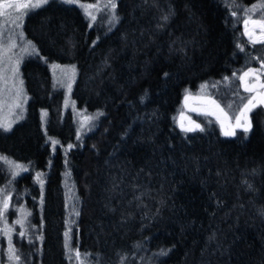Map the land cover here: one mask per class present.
I'll list each match as a JSON object with an SVG mask.
<instances>
[{
  "label": "trees",
  "instance_id": "trees-1",
  "mask_svg": "<svg viewBox=\"0 0 264 264\" xmlns=\"http://www.w3.org/2000/svg\"><path fill=\"white\" fill-rule=\"evenodd\" d=\"M257 1L111 0L93 20L94 0H48L24 14L25 115L0 129V155L26 169L0 164V185L40 228L21 264H68L66 232L82 264H264V108L231 137L175 123L185 91L211 86L225 105L239 73L264 66L243 28ZM51 63L75 68L70 96L94 119L81 138Z\"/></svg>",
  "mask_w": 264,
  "mask_h": 264
},
{
  "label": "rangeland",
  "instance_id": "rangeland-1",
  "mask_svg": "<svg viewBox=\"0 0 264 264\" xmlns=\"http://www.w3.org/2000/svg\"><path fill=\"white\" fill-rule=\"evenodd\" d=\"M19 2L24 3L27 0H19ZM30 2L35 3L36 0H30ZM111 3V0H94L93 4H83L82 8L85 9L83 10L90 17H93L99 10V7L105 8L107 5L106 8L110 10ZM89 5H93V7H88ZM262 5H264V1L262 0L252 4L248 8L244 19V32L251 42L264 43L261 42L264 41V7ZM0 11L5 13L4 15H0V68L5 66L10 68L17 65L18 62V74L15 78H12L11 71H8L5 73L9 77L7 82L5 83L3 80H0V123H11L12 127L25 115L27 96L19 67L21 61L26 56L31 55L33 51L32 44L30 41L24 39L21 30L24 14L22 19L16 22L19 23L17 27L13 21L20 13L15 8H0ZM12 44H15L14 48L11 47ZM26 48L28 49L27 52H25ZM5 49H7L6 55ZM54 65L58 67H53ZM49 69L54 84L63 91V109L73 110V116L77 124V136L79 134V138H81L83 130L88 129L94 119L90 113L78 109L70 96L71 86L76 74L75 68L70 65L65 66L51 63ZM238 80L241 92H226L225 105L217 100L209 91L212 88L211 86L202 84L194 92L185 91L181 106L175 116L176 126L181 131H185L184 129L188 128L200 130L205 124L212 123L218 129L220 135L224 137L233 136L224 135L225 131L236 133L237 131H244L245 127H248L249 130L251 111L257 106L264 108V66L241 71L238 75ZM246 89H250V91ZM249 101L252 102L254 107H251L250 111H245V105H248ZM16 105H19V107ZM44 116L45 113L42 111V123H44ZM196 125L200 127L196 128ZM0 157L3 156L0 155ZM11 162L13 164L0 160V164L7 175L14 176V173L17 174L23 171L21 168L14 166L20 165L19 163ZM20 166L24 167L23 165ZM12 192L9 189V185H0V264H21L20 259L18 261L14 258L10 259L14 255L19 256L17 246L21 245V243L23 245L24 243L35 244L34 242L38 241L39 243L40 241V228L30 224L29 213L23 205L21 196H14L15 199L11 200ZM65 196L66 209L70 214H73V191L69 183H65ZM6 199L8 201L7 208L4 207ZM67 233L68 237L64 235V249L68 264H82L81 259L76 258V250L71 245L69 232ZM66 239L71 251L65 247Z\"/></svg>",
  "mask_w": 264,
  "mask_h": 264
},
{
  "label": "snow or ice",
  "instance_id": "snow-or-ice-1",
  "mask_svg": "<svg viewBox=\"0 0 264 264\" xmlns=\"http://www.w3.org/2000/svg\"><path fill=\"white\" fill-rule=\"evenodd\" d=\"M65 2L67 3H72L74 2V0H65ZM48 3V0H36L35 3H31L30 0H27V2H24V3H20L19 0H0V8H15L19 13L20 15H18L16 17V19L13 21V23H16L17 21L21 20L22 19V16L23 14H26L27 11H30L34 8H37V7H41L43 4H46ZM88 7H93V5H89ZM107 7V5L105 6ZM255 7V6H254ZM262 7H264V5H262ZM111 8L112 9H115L116 8V4L114 2L111 3ZM5 13L3 11H0V15H4ZM96 17H92L93 20H95ZM118 17H116L115 15H113V21L117 20ZM164 19L166 20L167 17H164ZM16 26L18 27L19 26V23H16ZM91 26V25H90ZM261 42H264V41H261ZM11 47H15V44H12ZM32 47V51L35 52V47L34 46H31ZM28 49L26 48L25 49V52H27ZM6 52H7V49H5V55H6ZM53 67H58V66H53ZM8 71H11L12 73V78H15V76L18 74V62H17V65L15 66H12V67H3V68H0V80H3L5 83L7 82V80L9 79V77H7L5 75V73H7ZM165 75H167V73H165ZM235 75V74H234ZM246 90H249L250 89H246ZM17 107H19V105H16ZM251 107H254V105H252V102L249 101V104L248 105H245V111H250L251 110ZM243 114V113H242ZM97 115H102V113H98ZM89 119H92V118H89ZM240 126V125H238ZM200 126L199 125H196V128H199ZM250 127V125H249ZM0 128H3L4 131H8L11 129V123H0ZM185 131H193L195 129H192V128H188V129H184ZM244 131L247 132L248 131V127H245L244 128ZM235 133L234 132H229V131H225L224 132V135L228 136V135H234ZM78 138H79V134H78ZM53 145L57 144L58 141H55L53 140L52 141ZM69 148L72 147V145H69L68 146ZM0 160H4L5 162L9 163V164H13V162L11 161H8L6 157H0ZM16 168H21L22 170H26V169H23L22 166L20 165H14ZM16 173H14L15 175ZM40 174H37V177L39 178ZM42 183V181H41ZM8 206V201L7 199L4 201V207L7 208ZM78 214V213H77ZM21 235H23V233H21ZM65 236L68 237V233L66 232L65 233ZM65 247L66 248H69V250L71 251L70 249V245L68 244V241L66 239V242H65ZM76 258L77 259H81L80 257V253L79 251L77 250L76 253ZM161 255H166L165 252H162ZM11 258H14L15 260H19L20 257L18 255H14V257H10Z\"/></svg>",
  "mask_w": 264,
  "mask_h": 264
}]
</instances>
